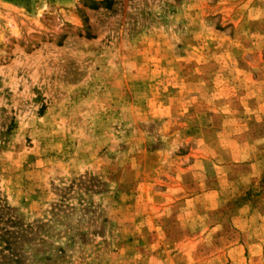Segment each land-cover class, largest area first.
I'll list each match as a JSON object with an SVG mask.
<instances>
[{
	"label": "rangeland",
	"instance_id": "rangeland-1",
	"mask_svg": "<svg viewBox=\"0 0 264 264\" xmlns=\"http://www.w3.org/2000/svg\"><path fill=\"white\" fill-rule=\"evenodd\" d=\"M0 264H264V0H0Z\"/></svg>",
	"mask_w": 264,
	"mask_h": 264
}]
</instances>
